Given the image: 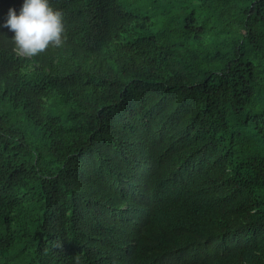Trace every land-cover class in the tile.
<instances>
[{
  "label": "trees",
  "instance_id": "1",
  "mask_svg": "<svg viewBox=\"0 0 264 264\" xmlns=\"http://www.w3.org/2000/svg\"><path fill=\"white\" fill-rule=\"evenodd\" d=\"M51 3L0 28V264H264V0Z\"/></svg>",
  "mask_w": 264,
  "mask_h": 264
},
{
  "label": "clouds",
  "instance_id": "2",
  "mask_svg": "<svg viewBox=\"0 0 264 264\" xmlns=\"http://www.w3.org/2000/svg\"><path fill=\"white\" fill-rule=\"evenodd\" d=\"M0 28L14 31V50L26 57L60 47L66 40L63 11L55 8L51 0H23L19 12L9 8Z\"/></svg>",
  "mask_w": 264,
  "mask_h": 264
}]
</instances>
